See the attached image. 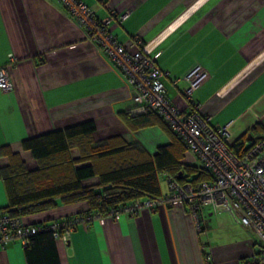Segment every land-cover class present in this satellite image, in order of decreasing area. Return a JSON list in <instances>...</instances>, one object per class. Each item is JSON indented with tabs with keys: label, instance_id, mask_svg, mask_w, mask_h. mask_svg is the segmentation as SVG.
Listing matches in <instances>:
<instances>
[{
	"label": "crops",
	"instance_id": "1",
	"mask_svg": "<svg viewBox=\"0 0 264 264\" xmlns=\"http://www.w3.org/2000/svg\"><path fill=\"white\" fill-rule=\"evenodd\" d=\"M80 1L99 19L114 13L110 32L128 52L141 49L154 60L167 97L179 108L187 107L181 93L186 83L173 81L199 65L209 75L192 96L199 113L226 127L230 144L245 137L249 146L255 125L259 132L252 137L264 134V0ZM0 68L11 83L10 91L0 89V146L19 149L24 139L85 120L94 121L97 139L139 140L150 153L167 142L158 129L160 142L154 132L143 133L154 128L127 130L118 113L134 108L129 86L60 0H0ZM6 203L0 181V208ZM56 208L23 222L88 210L84 203ZM199 213L206 220L205 211L194 217L175 203L78 225L66 242L56 241L60 264H206L207 258L210 264H241L255 252L250 242L204 239ZM23 249L19 243L0 249V264H27Z\"/></svg>",
	"mask_w": 264,
	"mask_h": 264
},
{
	"label": "trees",
	"instance_id": "2",
	"mask_svg": "<svg viewBox=\"0 0 264 264\" xmlns=\"http://www.w3.org/2000/svg\"><path fill=\"white\" fill-rule=\"evenodd\" d=\"M118 117L130 133L154 128L167 142L150 153L139 140L127 141L123 136L97 139L94 121L85 120L24 139L19 149L0 146V181L7 200L0 211L23 222L25 218L49 213L59 203H86L85 213L108 217L110 212L137 200L161 197L166 192L162 190L161 178L194 187L210 178L200 165L192 164L193 158L183 142L154 112L132 115L124 111ZM258 130L256 125L250 130L252 143L264 140V134L252 137V132ZM245 142V137H241L230 144L233 153L239 156L245 152L251 145ZM31 160L34 167L28 166ZM71 216L28 225H48ZM57 240L49 231L29 237L23 246L26 263L60 264ZM254 254L242 259L241 264Z\"/></svg>",
	"mask_w": 264,
	"mask_h": 264
},
{
	"label": "built area",
	"instance_id": "3",
	"mask_svg": "<svg viewBox=\"0 0 264 264\" xmlns=\"http://www.w3.org/2000/svg\"><path fill=\"white\" fill-rule=\"evenodd\" d=\"M73 19L83 27L87 38L97 45L104 56L121 73L131 92L134 108L132 115L154 112L167 123L180 138L188 153L200 163L210 178L194 187L190 183L177 184L166 178L168 190L159 198H144L110 212L107 216L117 218L126 214L134 217L142 210L154 211L160 206L185 203L194 217L205 206L210 205L214 212L224 210L238 223L249 228L263 242L260 249L245 264H264V140H256L241 155L230 148L226 127L211 124V118L199 113L192 101L193 93L209 78L208 73L199 65L191 67L180 81L186 83L182 90L186 108H179L167 97V91L160 78L164 75L147 53L138 49L128 52L109 30L113 21L112 14L99 19L95 12L80 0H60ZM128 12L121 15L119 21ZM140 42V41H139ZM12 62V55L8 56ZM0 89L10 91L11 83L5 68H0ZM103 218L98 214L83 213L51 224L33 226L19 219L10 218L0 211V249L17 241L24 246L29 237L39 232H51L62 241L78 225H88ZM63 230V233L60 231ZM206 264H210L208 258Z\"/></svg>",
	"mask_w": 264,
	"mask_h": 264
},
{
	"label": "rangeland",
	"instance_id": "4",
	"mask_svg": "<svg viewBox=\"0 0 264 264\" xmlns=\"http://www.w3.org/2000/svg\"><path fill=\"white\" fill-rule=\"evenodd\" d=\"M1 92V91H0ZM2 93V92H1ZM154 132V133H152ZM157 132V129H152L150 131H145L143 133L151 136H155L156 141H161V136H157L155 133ZM160 134V133H159ZM158 144V143H157ZM192 164L194 165H200V163L193 159ZM161 187L163 191H167V184L166 181L161 178ZM86 205V203H84ZM58 209V208H55ZM212 207L210 205L203 207L201 210L205 211L206 213V220L199 221L200 226L204 228V231L201 233V236L204 237V239H210L213 244L221 245V244H228V243H247L250 242L254 244V251H258L260 249V245H262V241L259 239V237L252 232L249 228L243 226L242 224H239L237 220L234 219L233 216H231L228 212H213ZM200 210V212H201ZM212 213V217L209 218L207 216L209 213ZM218 216V217H217ZM26 219V218H25ZM200 220V213L199 218ZM16 243H19L22 246V243L20 241H17ZM13 245V244H12ZM11 246V245H10Z\"/></svg>",
	"mask_w": 264,
	"mask_h": 264
}]
</instances>
